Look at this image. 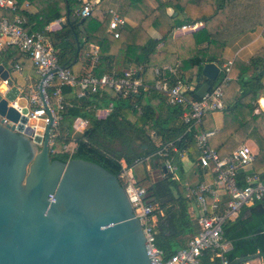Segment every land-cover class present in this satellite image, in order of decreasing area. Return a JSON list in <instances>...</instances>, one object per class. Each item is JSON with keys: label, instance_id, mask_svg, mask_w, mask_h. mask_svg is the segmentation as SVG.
<instances>
[{"label": "trees", "instance_id": "16d2710c", "mask_svg": "<svg viewBox=\"0 0 264 264\" xmlns=\"http://www.w3.org/2000/svg\"><path fill=\"white\" fill-rule=\"evenodd\" d=\"M24 1V0H19ZM38 7L36 13L25 12L27 27L31 32L39 31L53 43L59 62L66 64L75 73L89 70L92 58L90 48L99 46L97 74L122 72L124 68L141 67V74L148 81H154V69L168 63L173 56L180 58L176 64L177 74L171 76V83L177 78L185 80L193 89L188 95L199 99L200 86L210 81L202 74L205 63L221 62L224 42L216 37L227 18L229 0H119L117 10L122 16L134 21L120 29V36L109 32L112 0H98L85 20L82 18L83 0H29ZM169 7L174 9L169 12ZM77 17L68 20L57 30H48L51 22L66 18L67 12ZM13 16L10 9L0 7V16ZM203 21L204 26L196 31L175 37V30L186 23ZM155 29L157 34H152ZM78 56L73 62L74 54ZM1 60L11 65L20 62L25 70L34 75L37 66L32 58L22 52L18 46L6 44L0 50ZM232 79L225 86L224 124L210 137V143L222 157L229 156L240 145L236 136L245 141L252 138L258 145V151L252 164V171L264 178V111L255 113L258 99L264 89V46L250 61L237 59L232 65ZM64 107L59 111L61 118L58 134L55 138L52 159L68 161L82 158L96 162L119 176L122 184V160L133 165L135 160L153 154L159 143L152 135L154 132L160 141L166 143L176 140L180 148L186 149V157L177 159V174L183 175L184 161L196 163L200 154L197 146V134L214 128L212 113L206 114L201 122L188 129L182 114L186 107L182 104L167 103L165 95L155 89L142 91L136 95L141 106L139 111L133 99L122 98L112 91L88 93L77 97L70 86H63ZM54 87L49 88L52 94ZM113 104L112 111L103 117L97 116L99 108ZM77 117L89 120V125L73 135V124ZM76 141L74 152L63 150L65 143ZM154 167L162 168V176L157 179L146 177L147 198L156 204L153 215L156 220V244L163 249L164 257H170L180 248L187 246L196 234L190 203L186 191L175 177L176 173L163 169V161L153 155L148 161ZM194 177L199 181L213 180L215 173L208 167L195 165ZM194 182V178L192 179ZM239 185H246L245 173L239 174ZM210 199V198H209ZM211 201V199H210ZM257 205L244 206L234 220H227L223 225V238L231 247L224 251L227 264H243L255 258L264 261V199L257 200ZM174 205L173 208H167ZM194 233L191 237L188 234ZM220 249L206 248L203 251L202 264H219L222 256Z\"/></svg>", "mask_w": 264, "mask_h": 264}, {"label": "water", "instance_id": "95a60500", "mask_svg": "<svg viewBox=\"0 0 264 264\" xmlns=\"http://www.w3.org/2000/svg\"><path fill=\"white\" fill-rule=\"evenodd\" d=\"M67 14L61 26L77 20ZM78 52L79 45L73 62ZM10 65L0 57V264H152L119 176L82 158H51L52 109L44 101L50 121L44 137V119L35 135L37 120L11 104L26 106L27 98ZM220 71L209 61L202 74L215 81ZM211 85L204 82L197 93Z\"/></svg>", "mask_w": 264, "mask_h": 264}, {"label": "built area", "instance_id": "2783aa9c", "mask_svg": "<svg viewBox=\"0 0 264 264\" xmlns=\"http://www.w3.org/2000/svg\"><path fill=\"white\" fill-rule=\"evenodd\" d=\"M97 0H85L81 10V16H89ZM0 7L10 9L13 16H0V44H13L26 55L30 56L37 66L40 74L39 84L31 85L29 94H26L27 105H20L18 100L11 102L22 114L30 118L44 119L42 137L45 135L47 123L50 121L44 107V101L52 109L55 120L51 125L50 147L53 151L55 138L58 134V124L61 118L59 111L64 107L63 86L67 85L75 89L77 97H83L88 93H100L110 90L122 98H131L135 107L141 111V106L136 100V95L142 91L151 89L162 92L167 103L171 105L182 104L186 107L182 117L189 124L201 122L208 113L223 110L226 107L224 102L225 86L232 79V65L230 60L223 66L218 78L213 81L209 91L199 99H193L188 95L190 88L188 83L177 78L171 83V76L177 74L176 65L165 64L154 69V81H148L141 74V67H127L119 73L116 70L97 74L95 69L99 62V46L91 48L92 63L85 73H75L69 68L60 67L59 57L52 41L43 33L31 32L27 27V16L31 4L28 0H0ZM111 18L108 30L115 37L120 36V29L129 23L127 17L120 15L116 7L110 8ZM60 21H57L59 23ZM197 23L184 24L183 29H193ZM10 64V63H7ZM23 65L16 62L12 71L22 73ZM56 70V71H55ZM54 87L52 94L49 88ZM22 90V89H21ZM28 111L24 113V108ZM113 104L97 110V116L103 117L112 111ZM89 125V120L84 117H77L73 124V135L82 131ZM35 135L39 133L36 124ZM216 132L215 128L206 129L197 134V146L200 154L197 163L202 167L210 168L216 175L213 180H203L197 183L185 182L186 197L191 204V211L197 213L200 224V231L188 242L187 246L180 248L170 257H164V251L156 244V220L153 215L155 204L150 203L147 198V187L139 183L134 172V167L150 160L153 155L159 156L167 171L178 169L177 159L186 156V149L178 146L180 138L166 143L160 142L159 148L151 155L137 158L133 165H127L122 160L123 170L121 178L130 202L133 205L135 215L140 218L141 225L146 237L145 245L152 261V264H202L203 251L206 248L220 249L218 255L222 256V262L227 264L228 260L223 257L227 250V244L223 238V225L227 220L236 218L242 208L253 201L264 199V178L251 170L255 160L256 151L247 143L240 144L231 155L222 157L212 147L210 137ZM63 150L71 153L77 148L75 139L62 146ZM245 173L246 185H239V174ZM224 195L226 198L223 199ZM211 201H210V199Z\"/></svg>", "mask_w": 264, "mask_h": 264}, {"label": "crops", "instance_id": "0c3cea01", "mask_svg": "<svg viewBox=\"0 0 264 264\" xmlns=\"http://www.w3.org/2000/svg\"><path fill=\"white\" fill-rule=\"evenodd\" d=\"M29 1V0H28ZM85 0H83L84 2ZM98 1V0H97ZM96 1V2H97ZM115 4L112 7H116L119 3V0H112ZM30 2V1H29ZM95 2V3H96ZM31 7L29 9V13H36L38 11V7L31 3ZM174 9L172 7H169V12H173ZM126 17V16H125ZM65 18L57 19L50 24L46 26L48 30H57L61 28V21ZM129 20V24H133L134 21H132L130 18L127 17ZM57 21H60L57 23ZM196 27L193 29H183L181 27L177 28L175 30L174 36L180 37L186 33L196 31L204 26L203 21L195 22ZM186 24H194V23H186ZM152 34H157V31L155 29H151ZM216 37L224 42V51L221 57V62H217L221 66L229 62L230 60L233 61V63L237 59L250 61V59L254 56V54L264 46V0H229L228 8H227V18L225 25L223 28L216 34ZM5 46V45H4ZM2 44H0V50L4 47ZM92 48V46H91ZM90 48V49H91ZM91 51V50H90ZM1 57V56H0ZM180 62V58H178L176 55L171 58V60L168 63L165 64H172L176 65ZM216 62V61H215ZM163 64V65H165ZM13 66V64L11 65ZM162 66V65H161ZM25 70L24 66L22 69V73L19 72H13L14 77L16 79V83L20 87H25L28 81H31V84L28 85L29 89L31 85H34V81H37L40 79V74L36 71L38 75H34L31 71L23 72ZM189 85V84H188ZM193 85H190V88H193ZM264 99V89L261 91L258 99V106L255 110V113H260L264 111V103L261 102V99ZM225 102V101H224ZM226 104V102H225ZM227 107V104H226ZM225 107V108H226ZM224 108V109H225ZM224 109L223 110H217L212 113L213 119H214V128L215 129H221L224 124ZM155 137V141L157 143H160V138L155 135V133H152ZM236 139L240 141V144L247 143L249 144L256 152L258 151V145L256 141L252 138H249L245 140L244 142L241 141V138L239 136H236ZM186 157V156H185ZM195 165H199L197 162L193 163L188 160L184 161V172L183 175L177 174V171H171L173 173H176L175 177L178 179L180 184L185 190V182L190 183H197L199 182L198 178L194 177L195 173ZM200 166V165H199ZM252 169V166L250 167ZM162 168L160 167H154L150 162H144L143 164H139L136 167H134V172L138 178L139 181L145 182L146 177L149 176L151 179H157L158 177L162 176ZM164 169V166H163ZM212 171V170H211ZM213 172V171H212ZM194 178V182L192 179ZM146 183V182H145ZM147 185V184H145ZM226 198V195H224L223 199ZM190 203V202H189ZM256 201L251 202L248 204V207L252 208L256 206ZM157 207V205L155 204ZM174 205L169 206L167 209L170 210L173 208ZM190 213L192 214L193 223L195 226V233H198L200 231V224L197 218V213H194L191 211V204H190ZM241 212V211H240ZM237 218V217H236ZM235 218L231 219L234 220ZM194 233H190L187 235V237H191ZM231 247L230 243L227 244V250ZM243 264H264V261L261 258H255L253 260H250L248 262H245Z\"/></svg>", "mask_w": 264, "mask_h": 264}, {"label": "rangeland", "instance_id": "374dc122", "mask_svg": "<svg viewBox=\"0 0 264 264\" xmlns=\"http://www.w3.org/2000/svg\"><path fill=\"white\" fill-rule=\"evenodd\" d=\"M10 68H12L11 65H10ZM39 81H40V79H38L37 81H34V86L38 85L39 84ZM27 84L30 85L31 84V81H28ZM28 85H26L25 87H20L19 86L20 89H22L24 95L29 94V87H28Z\"/></svg>", "mask_w": 264, "mask_h": 264}, {"label": "bare ground", "instance_id": "6f19581e", "mask_svg": "<svg viewBox=\"0 0 264 264\" xmlns=\"http://www.w3.org/2000/svg\"><path fill=\"white\" fill-rule=\"evenodd\" d=\"M43 120L42 119H37L36 123L39 127H42V122Z\"/></svg>", "mask_w": 264, "mask_h": 264}]
</instances>
